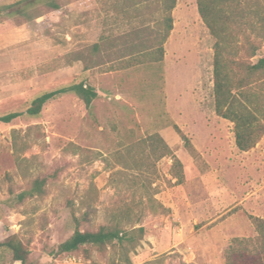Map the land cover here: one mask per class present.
<instances>
[{
    "label": "rangeland",
    "instance_id": "374dc122",
    "mask_svg": "<svg viewBox=\"0 0 264 264\" xmlns=\"http://www.w3.org/2000/svg\"><path fill=\"white\" fill-rule=\"evenodd\" d=\"M24 1L0 0V117L21 114L0 123V243L16 236L29 264H225L230 251L253 253L234 239L255 238L250 217L264 220V135L241 152L233 124L215 115L214 39L196 0H176L161 63L137 54L141 20L122 0ZM254 23L252 62L264 57ZM79 82L97 93L90 108L68 93L25 114L44 92ZM159 138L182 165L180 184L172 158L157 157ZM41 179L42 196L17 201ZM112 225L144 235L134 248L57 250L76 229ZM0 264L20 263L0 248Z\"/></svg>",
    "mask_w": 264,
    "mask_h": 264
},
{
    "label": "trees",
    "instance_id": "16d2710c",
    "mask_svg": "<svg viewBox=\"0 0 264 264\" xmlns=\"http://www.w3.org/2000/svg\"><path fill=\"white\" fill-rule=\"evenodd\" d=\"M38 0H25L29 6ZM124 9H131L133 14L141 20L135 35L141 34V50L137 54L152 52V61L161 63L163 60V45L172 31V10L176 0H122ZM49 6L57 9L53 1L48 0ZM198 15L214 39L212 82L214 97V112L221 119L233 124L234 142L241 152L252 149L264 135V57H256L259 45L246 35V31L255 28L254 19L264 26V18H259L260 10L264 9V0H196ZM261 7V8H260ZM12 8V6L7 7ZM127 14V13H126ZM130 14V13H129ZM145 18V19H143ZM254 18V19H253ZM236 35H243V42L233 44ZM131 47L135 45L132 43ZM100 45H92L91 51H99ZM85 68H88L87 66ZM73 94L86 108H90L96 99L97 93L91 86L82 82L71 84L54 91L44 92L30 103L25 114L35 118L40 115L43 106L64 94ZM20 113H10L0 117V123L9 124ZM173 129L193 155H197L190 140L176 125ZM161 142L157 157L170 156L172 158L171 175L180 184L183 180L182 165L172 155L169 147ZM45 179L35 180L30 187L17 195L18 202L24 199L43 195ZM255 227V238L234 239L238 245L253 248V253L245 251H230L225 256V264H264V220L250 217ZM144 235L142 227L126 232L117 225L102 226L96 231H79L76 229L72 236L58 246V252L70 255L81 246H91L102 250L109 245L123 246L128 244L131 248L137 244ZM5 248L13 262L29 264L28 250L16 236H11L0 243ZM125 264L130 262L125 259Z\"/></svg>",
    "mask_w": 264,
    "mask_h": 264
}]
</instances>
